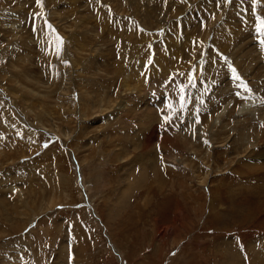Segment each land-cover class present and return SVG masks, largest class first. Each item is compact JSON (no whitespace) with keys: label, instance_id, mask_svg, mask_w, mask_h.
<instances>
[{"label":"rangeland","instance_id":"1","mask_svg":"<svg viewBox=\"0 0 264 264\" xmlns=\"http://www.w3.org/2000/svg\"><path fill=\"white\" fill-rule=\"evenodd\" d=\"M143 1L0 0V264H264V0Z\"/></svg>","mask_w":264,"mask_h":264},{"label":"bare ground","instance_id":"2","mask_svg":"<svg viewBox=\"0 0 264 264\" xmlns=\"http://www.w3.org/2000/svg\"><path fill=\"white\" fill-rule=\"evenodd\" d=\"M131 1V3L133 4V5H135V6H138L139 8H142V11H144L145 12V20H148L149 18H148V16L150 17V20L152 21V20H154V21H158V18H155V13H154V11H155V6H153V5H150L149 4V1H148V3H146L145 1H143V0H130ZM152 1V0H151ZM154 1V0H153ZM223 2H222V4H223V6H224V4H225V2H224V0H222ZM256 1V0H255ZM129 2V1H128ZM151 3H153L154 4V2H151ZM167 3H169V1L167 2L166 0H165V2H162V6H163V8H164V11H167ZM213 3V2H212ZM212 3H211V6H212ZM161 4V3H160ZM171 4V3H170ZM169 4V5H170ZM210 4V3H209ZM171 6H173L174 8H177L178 6L176 5V3H174L173 5L171 4ZM187 6V5H186ZM136 11H140L137 7H136ZM136 11L134 12V13H136ZM143 12V13H144ZM221 12V11H220ZM148 22V21H147ZM144 23V22H143ZM152 23V22H151ZM89 24V23H88ZM149 24V23H148ZM176 24H178L177 22H176ZM213 23H211L210 22V25H212ZM207 25H209V24H207ZM159 26V25H158ZM162 26V25H161ZM178 26H180L179 24H178ZM210 29V28H209ZM202 32V31H201ZM60 34V33H59ZM195 34V33H194ZM196 34H198V33H196ZM209 34H210V32H209ZM179 35V41H176L174 44H170V45H173V46H170V47H168V49H170V51H173V50H171V48L173 47L175 50L177 49V51H179V53H178V58L181 56V54L183 53V50L184 49H187V51H189V53H187L188 54V56H190L191 54H193V51H194V49H195V43L197 42L196 40H195V38H193V39H190L189 40V42L188 41H186V43H185V39H188V36H184L183 35V37H180V35H182V33H180V34H178ZM177 35V36H178ZM191 35H192V33H191ZM199 35V34H198ZM76 38V37H75ZM185 38V39H184ZM190 38V37H189ZM205 38H207L206 36H205ZM176 39V38H175ZM183 39H184V42H183ZM208 39V38H207ZM87 40V39H86ZM169 40V39H168ZM169 42V41H168ZM167 42V43H168ZM202 42V41H201ZM198 43H200V42H198ZM203 43V42H202ZM120 44V43H119ZM193 44V45H192ZM81 45V44H80ZM197 45V44H196ZM203 45V44H202ZM168 46V45H167ZM84 49V48H83ZM199 49V48H198ZM135 50H137V49H135ZM140 50V49H139ZM197 50V49H196ZM181 51V52H180ZM198 53V52H197ZM125 54V53H124ZM139 54H141L140 52H139ZM186 54V53H185ZM190 54V55H189ZM53 55V54H52ZM143 56H145V55H143ZM147 56V55H146ZM176 56V57H177ZM193 56V55H192ZM123 57H124V55H123ZM126 57V56H125ZM195 57H196V55H195ZM211 57V56H210ZM139 58V57H138ZM142 58V57H141ZM209 58V57H208ZM143 59V58H142ZM141 59V60H142ZM194 59V58H193ZM166 60V59H165ZM168 60V59H167ZM169 60H170V58H169ZM201 60V59H200ZM144 61V60H143ZM210 61H212V60H210ZM202 62V61H201ZM79 63V62H78ZM199 63V62H198ZM118 65H119V63H118ZM198 65H201V63L200 64H198ZM120 67H119V69H120V71H122L123 72V76H122V78H124V79H129L130 81L132 80V76L130 77V76H126L125 75V73H124V70H125V68H126V65H119ZM124 66H125V68H124ZM154 67V66H153ZM209 67V66H208ZM209 69V68H208ZM207 69V70H208ZM65 70V69H64ZM138 70V69H137ZM210 72V71H209ZM128 73V72H127ZM214 73V72H213ZM169 74H171V73H169ZM200 74H202V73H200ZM200 74H198L197 73V75H200ZM135 75V74H134ZM160 77V76H159ZM136 78V77H135ZM134 79V78H133ZM141 79V78H140ZM157 79H160V78H157ZM168 78H166V80H167ZM126 80V81H127ZM169 80L172 82L173 80L171 79V77L169 78ZM134 81V80H133ZM52 84V83H51ZM145 84V83H144ZM127 87H129V85L127 86ZM131 88V87H130ZM127 89V88H126ZM52 90V89H51ZM126 92V91H125ZM44 93V92H43ZM47 93H49V92H47ZM107 93V92H106ZM40 94V93H39ZM35 98V97H34ZM108 101V103H110L112 100L110 99V98H108L107 99ZM103 101V100H102ZM106 104V106H109V104ZM122 103H126V101H123ZM116 104V102H114V103H112L111 105H115ZM246 104V103H245ZM109 108H110V106H109ZM109 108H103L102 109V112H104L105 110H107V109H109ZM245 107H243V109H244ZM175 160H176V158L175 157H173ZM176 161H178V162H180V160H176ZM176 168V167H175ZM212 203V202H211ZM261 221H263V220H261ZM176 230V229H175ZM177 236V235H176ZM245 239V238H244ZM250 239H252V238H250ZM250 239H247L245 242H246V245L248 246V248H250L251 246H252V240H250ZM264 249V248H263ZM256 264V263H255Z\"/></svg>","mask_w":264,"mask_h":264},{"label":"snow or ice","instance_id":"3","mask_svg":"<svg viewBox=\"0 0 264 264\" xmlns=\"http://www.w3.org/2000/svg\"><path fill=\"white\" fill-rule=\"evenodd\" d=\"M37 3L40 4V6H42L41 0H37ZM49 27L51 28V25H49ZM260 30L261 31H264V21L261 22ZM58 40H59V38H58ZM60 44H62V40H59V43H58V51H59ZM237 79H239V77H237ZM181 91H183V89H181ZM170 107H171V105H170Z\"/></svg>","mask_w":264,"mask_h":264}]
</instances>
